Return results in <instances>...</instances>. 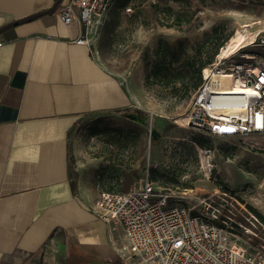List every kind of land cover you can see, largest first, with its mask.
I'll return each mask as SVG.
<instances>
[{"label":"rangeland","instance_id":"obj_1","mask_svg":"<svg viewBox=\"0 0 264 264\" xmlns=\"http://www.w3.org/2000/svg\"><path fill=\"white\" fill-rule=\"evenodd\" d=\"M164 7L188 9L192 18L179 27L168 26L171 18ZM108 14L91 36L97 40L103 65L127 78L133 105L122 112L88 115L75 125L70 135L74 176L94 198L103 190L138 187L147 178L157 191L173 195L185 191L186 203H181H211L219 216L229 218L228 223L252 230L246 232L239 226L233 239L254 252L264 251V222L255 221L252 211L264 216V134L204 133L180 120L191 108L193 93L177 101L168 90L144 82L159 39L183 40L192 53L215 25L221 29L211 43L242 22L260 20L264 24V0H115ZM243 51L259 54L263 50L252 45ZM237 60L239 53L226 59V64ZM133 112L145 115L149 124L126 116ZM150 128L160 132L157 139L151 137ZM198 134L211 140L210 148L192 140ZM111 232L121 240L117 248L124 263L143 264L137 257L122 256V229L116 225ZM65 240L57 234L49 241L38 264H58L60 255L66 264Z\"/></svg>","mask_w":264,"mask_h":264},{"label":"crops","instance_id":"obj_2","mask_svg":"<svg viewBox=\"0 0 264 264\" xmlns=\"http://www.w3.org/2000/svg\"><path fill=\"white\" fill-rule=\"evenodd\" d=\"M55 1L0 0V27ZM69 1L0 32V264H38L57 234L65 263L70 242L96 257L119 255L121 240L93 211L98 196L74 176L70 135L88 115L130 108L133 95L103 65L95 36L77 43L84 26L59 19Z\"/></svg>","mask_w":264,"mask_h":264},{"label":"built area","instance_id":"obj_3","mask_svg":"<svg viewBox=\"0 0 264 264\" xmlns=\"http://www.w3.org/2000/svg\"><path fill=\"white\" fill-rule=\"evenodd\" d=\"M115 0H70L61 4L57 15L70 24L77 21L84 26L86 43L101 27L105 14ZM130 9V8H129ZM261 53L254 59H244L209 66L232 72L239 78L238 91L222 93L212 90L210 73L203 69L204 79L193 92L187 125L215 134L218 131L264 134V30L253 42ZM186 192L178 195L157 191L148 178L138 187L127 191L103 190L95 200L93 211L108 223L112 230L122 229L125 243L122 256L137 257L143 264H264V251L248 249L233 239L234 230L245 228L237 222L228 223L227 216H219L211 203L185 202ZM186 203V202H185ZM255 221L260 219L253 215ZM253 224V223H252ZM264 247V246H262Z\"/></svg>","mask_w":264,"mask_h":264},{"label":"trees","instance_id":"obj_4","mask_svg":"<svg viewBox=\"0 0 264 264\" xmlns=\"http://www.w3.org/2000/svg\"><path fill=\"white\" fill-rule=\"evenodd\" d=\"M164 11L171 18V24L168 26L179 27L183 23L189 22L192 18V12L188 9L174 10L172 7H164ZM220 29L219 25L213 26L211 32L205 33V39L193 47L192 53L187 50L183 40L169 43L166 40L159 39L154 51L155 58L144 76L145 84H155L164 90H168V94L174 96L177 101L190 96L203 81V69L213 61V57L218 52L219 47L232 34L231 32L227 33L218 42L211 43L212 37L216 36ZM126 116L129 117L128 114ZM192 140L201 147L204 146L205 149H207L206 146L210 148L212 143L203 134L193 135ZM252 211L260 221L264 222L263 215L258 211ZM66 264L125 263L118 254L100 258L87 254L76 243L70 242L68 244Z\"/></svg>","mask_w":264,"mask_h":264},{"label":"bare ground","instance_id":"obj_5","mask_svg":"<svg viewBox=\"0 0 264 264\" xmlns=\"http://www.w3.org/2000/svg\"><path fill=\"white\" fill-rule=\"evenodd\" d=\"M264 30V24L260 20H253L249 22H242L234 28L232 34L227 41L224 42L222 46L219 47L218 52L215 55L216 65H219L220 62L225 58H230L236 53L244 59H254L255 53L249 51H243L244 48L252 46L253 42L256 40L258 34ZM239 56V58H240ZM239 59L238 61H240ZM206 72L210 73L209 76L212 83L209 82V87L212 90L219 91L222 93L236 92L239 89L237 83L240 81L232 72L225 71L221 68L215 72L211 67H207ZM190 117L189 113L183 115L180 120L184 123ZM218 189H216V192ZM61 255L58 257V264L61 263Z\"/></svg>","mask_w":264,"mask_h":264},{"label":"water","instance_id":"obj_6","mask_svg":"<svg viewBox=\"0 0 264 264\" xmlns=\"http://www.w3.org/2000/svg\"><path fill=\"white\" fill-rule=\"evenodd\" d=\"M60 0H56L52 6L48 9H45V10H42V11H39V12H36V13H33V14H30L28 16H25L23 18H20V19H17V20H14V21H11L3 26L0 27V32L2 30H4L5 28H8L10 26H13L15 24H18V23H21V22H25V21H28L32 18H35L37 16H40L42 14H45V13H50V12H53L56 8V6L59 4ZM129 117L135 121H138L140 123H143V124H149L148 121H147V118L145 115H140L139 112H133V113H128ZM150 135L153 139H157L159 136H160V132L156 129V128H150Z\"/></svg>","mask_w":264,"mask_h":264}]
</instances>
